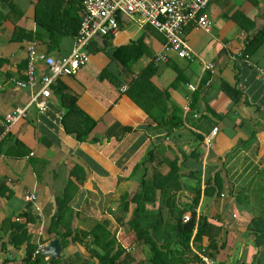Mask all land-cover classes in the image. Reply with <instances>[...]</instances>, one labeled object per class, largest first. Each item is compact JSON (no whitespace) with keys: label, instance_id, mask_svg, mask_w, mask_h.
<instances>
[{"label":"crops","instance_id":"0c3cea01","mask_svg":"<svg viewBox=\"0 0 264 264\" xmlns=\"http://www.w3.org/2000/svg\"><path fill=\"white\" fill-rule=\"evenodd\" d=\"M11 1L14 10L0 2V264H24L28 243L15 247L11 238L13 224L30 216L32 245L56 239L49 229L66 192L69 210L59 231L70 235L65 245L57 238L62 263H98L76 238L98 225L115 239L114 251L126 249L122 258L130 253L131 264L146 263L153 252L129 224L136 208L131 200L142 181L151 184L171 167L176 172L165 191L174 194L175 210L157 190L156 200L146 204L150 215L142 217L144 223L166 213L165 224L173 225V213L199 194L196 220L208 221L201 250L212 254L215 264H257L264 255L252 230L264 210V77L256 68L264 66V0H212L205 11L211 30L184 27L193 51L188 59L166 52L165 37L150 25L120 16L118 34L94 38L88 63L55 81L47 110L31 106L7 130L6 115L26 107L34 93L17 83L26 79L28 43L35 41L40 53L56 59L71 54L83 2ZM139 39L142 54L125 65L122 58L131 52L121 57L115 52ZM244 51L253 65L240 57ZM164 53L166 60H157ZM47 72L40 63L37 74ZM124 85L128 90L121 92ZM68 97L97 122L82 142L63 125ZM26 191L36 194L40 212L24 200Z\"/></svg>","mask_w":264,"mask_h":264},{"label":"trees","instance_id":"16d2710c","mask_svg":"<svg viewBox=\"0 0 264 264\" xmlns=\"http://www.w3.org/2000/svg\"><path fill=\"white\" fill-rule=\"evenodd\" d=\"M0 2L7 3L12 10L16 9V6L11 0H0ZM6 17H4L5 19ZM80 24V23H79ZM80 26V25H79ZM79 30V29H78ZM143 47L141 39L137 43H133L127 47L118 49L115 53L117 57L123 56L125 51H130V58H122L125 65H130L133 63L137 55H141L140 47ZM122 50V51H121ZM136 54V55H135ZM130 59V60H129ZM148 79L149 77H145ZM134 99L137 101L136 97ZM138 102V101H137ZM143 105V104H140ZM67 112L63 119V125L67 134L74 136L78 141H84L89 135L92 134L95 129L97 122L86 115L77 105L76 99L74 97H68L67 100ZM145 109V107H144ZM147 110V109H146ZM174 125V124H173ZM168 126V128L172 127ZM176 169L171 167L170 173L167 176H155L154 182L149 184L146 181H142L140 191L133 197L131 202L136 205L134 210L133 218L129 222L130 226L135 229L137 233V240L142 245H149L151 251L153 252L152 257L147 260V262H141L140 264H195L200 263V257L192 249V246H196L198 252H201L202 247L199 243L202 239L203 234L206 232L207 219L205 217L196 220L195 207L198 204L199 194L192 200L189 206H185L182 211L173 213L176 217V221L173 220V225L165 224L167 221L165 216L168 214L160 213V220H156L149 225H146L142 220V217H148L150 214L146 211V204L156 200L157 190H161V194H165L162 201L169 207L174 204V194L172 191L166 192L165 187L166 182L172 176H174ZM221 180L216 179L215 184L220 188ZM72 186V183H69ZM70 187H68L69 189ZM67 191V190H66ZM70 197L66 194L58 199L59 212L56 214V219L50 227V233L54 234L56 238H61L63 244L65 245V237L70 235V232L63 234L59 231V228L63 226V220L68 211V202ZM174 210L175 206L173 205ZM190 211L192 217L189 222L182 221V215L184 212ZM174 212V211H173ZM72 214V213H71ZM26 218L29 216L26 215ZM33 220L32 217L28 218L25 222L13 224L11 243L15 247H20L21 245L28 243L27 255L24 259V264H71L70 262L62 263L60 260H55L50 263V259H46L43 254L34 255L36 246L31 244V235L28 233V223ZM168 221H170L168 219ZM171 222V221H170ZM262 224V229L260 225ZM99 226V227H98ZM94 230L91 231H80L76 234V238L86 244L88 251L93 257L98 260L97 264H131L132 257L130 253H127L124 258L122 256L125 254L123 248H118L113 250L115 239L110 238L108 232L105 231L103 227L98 225ZM69 229H66L68 231ZM252 230L257 233L258 246H264V210L262 215L258 218H254L252 222ZM103 237L106 239L103 240ZM102 240V241H101ZM108 240V241H106ZM216 243L213 242L210 245V249L216 250ZM201 250V251H200ZM212 255V254H211ZM208 254V256H211ZM202 263V262H201ZM200 263V264H201ZM264 264V255L260 256L257 264ZM219 264H224L221 262ZM244 264V263H242Z\"/></svg>","mask_w":264,"mask_h":264},{"label":"built area","instance_id":"2783aa9c","mask_svg":"<svg viewBox=\"0 0 264 264\" xmlns=\"http://www.w3.org/2000/svg\"><path fill=\"white\" fill-rule=\"evenodd\" d=\"M212 0H83L80 11V26L74 36L73 51L62 58L40 53L37 50L36 42L28 43L26 68V79L18 81L22 88H29L34 93L30 103L24 108H18L13 113L6 115L8 122L7 130L18 120L24 118L31 106L44 112L47 110L48 99L51 97V87L55 81L68 75H74L89 61L87 48L97 36H115L120 29L119 17L122 15L136 18L142 25H150L161 33L166 40L165 51L173 52L178 57L188 59L193 56V51L188 42L183 38V30L188 24H193L197 29L211 30L212 21L205 13ZM249 41L246 43V46ZM240 57L248 65H253L247 52H241ZM157 60L165 61L166 53L158 55ZM42 63L48 68V72L42 75L37 74L38 65ZM256 66V65H255ZM213 65L206 64V69H212ZM260 75L264 77V66L257 67ZM194 89V88H193ZM128 86L120 89L126 92ZM205 142L209 145L211 137L207 136ZM24 200L33 204L37 212L40 208L36 206L37 196L35 193L26 191ZM191 215H185L183 222H189ZM20 221V218L16 219ZM47 243L39 242L36 245L34 255L43 254L46 251ZM201 258L202 264H215V261L208 256L205 250L196 252Z\"/></svg>","mask_w":264,"mask_h":264},{"label":"water","instance_id":"95a60500","mask_svg":"<svg viewBox=\"0 0 264 264\" xmlns=\"http://www.w3.org/2000/svg\"><path fill=\"white\" fill-rule=\"evenodd\" d=\"M63 253V246L59 239H53L47 245L46 251L43 253L44 257L50 258V263L55 260H61Z\"/></svg>","mask_w":264,"mask_h":264},{"label":"rangeland","instance_id":"374dc122","mask_svg":"<svg viewBox=\"0 0 264 264\" xmlns=\"http://www.w3.org/2000/svg\"><path fill=\"white\" fill-rule=\"evenodd\" d=\"M131 29H132V31L134 30V29H136V27H131ZM182 221H183V219H182ZM236 259V258H235ZM200 260H201V258H200ZM199 263V262H198ZM201 263V262H200ZM199 263V264H200ZM224 264H227L226 262H224ZM260 264V263H259Z\"/></svg>","mask_w":264,"mask_h":264},{"label":"clouds","instance_id":"9594fccd","mask_svg":"<svg viewBox=\"0 0 264 264\" xmlns=\"http://www.w3.org/2000/svg\"><path fill=\"white\" fill-rule=\"evenodd\" d=\"M191 217H192V215H191ZM208 254V253H207ZM210 257V256H209Z\"/></svg>","mask_w":264,"mask_h":264}]
</instances>
